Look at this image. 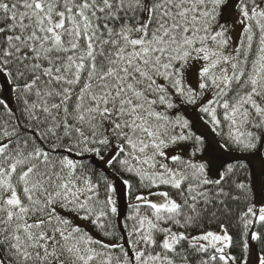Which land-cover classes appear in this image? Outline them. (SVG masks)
Here are the masks:
<instances>
[{
  "label": "trees",
  "instance_id": "16d2710c",
  "mask_svg": "<svg viewBox=\"0 0 264 264\" xmlns=\"http://www.w3.org/2000/svg\"><path fill=\"white\" fill-rule=\"evenodd\" d=\"M229 1L0 0V68L13 87L10 107L0 99V190L16 192L20 217L0 203V264H146L152 256L226 264L190 239L222 228L234 262L254 235L264 264V212L247 163L225 164L218 181L207 180L203 163L178 159L158 169L167 148L186 143L196 157L208 149L175 99L193 50L227 44ZM237 12L247 25L232 74L213 116L200 114L226 150L251 154L264 137V0H240ZM113 144L120 150L109 170L128 187L122 230L108 177L94 162ZM157 192L177 209L134 204ZM167 229L178 234L171 250Z\"/></svg>",
  "mask_w": 264,
  "mask_h": 264
},
{
  "label": "rangeland",
  "instance_id": "374dc122",
  "mask_svg": "<svg viewBox=\"0 0 264 264\" xmlns=\"http://www.w3.org/2000/svg\"><path fill=\"white\" fill-rule=\"evenodd\" d=\"M240 0H230L223 10V20L228 26V40L225 46H199L193 50L190 58L187 60L184 71L182 85V96L176 97L175 103L180 114L188 120L195 133L206 140L208 149L201 156L196 157L193 150L186 143L177 147H171L162 153L163 161L158 169L169 171L173 160H186L196 164L206 165V175L209 181H218L223 175L222 167L230 162L242 161L251 168L252 186L255 194V204L259 211L264 212V157L262 155V143L259 148L251 153L245 154L226 150L219 142L211 125L201 116V112H206L213 116L212 102L214 97L221 91L228 82L233 69L235 54L239 48L243 30L247 25V16L237 12V5ZM150 15L149 6L146 8L144 24L147 23ZM0 86L1 101L7 106L13 103V87L6 78L5 72L0 68ZM11 103V104H10ZM164 117V112H163ZM164 124V123H163ZM150 144V143H149ZM151 145V144H150ZM155 144L151 146L154 150ZM120 146L113 144L111 149L103 156L94 158L97 167L103 171L109 180L111 191V205L116 213L119 226L122 230V216L125 213L128 203V187L126 182L114 175L109 170V163L116 156ZM175 184H180V177H176ZM0 203L12 211L13 218L19 220V214L15 211L18 206V197L16 192L6 185L0 190ZM136 205H147L158 211H175L178 204L175 200L168 198L163 192H157L138 196L134 199ZM69 220L77 227L82 228L89 236L96 239L100 237L95 233L92 225L84 221L77 215H67ZM261 218V217H260ZM177 232L167 229L165 231L163 246L171 250L177 241ZM192 241L203 243L214 248L219 257L226 264H261L262 256L256 250L254 244V235L249 239L246 245V255L241 263H236L232 259L229 250L230 238L224 228L218 232H206L198 236L190 237ZM55 264H62L55 262ZM146 264H165L157 257H151Z\"/></svg>",
  "mask_w": 264,
  "mask_h": 264
}]
</instances>
